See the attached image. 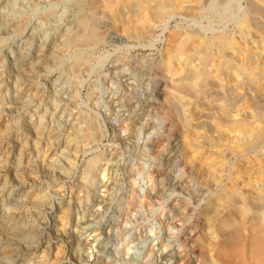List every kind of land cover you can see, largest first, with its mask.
<instances>
[{
	"label": "bare ground",
	"instance_id": "bare-ground-1",
	"mask_svg": "<svg viewBox=\"0 0 264 264\" xmlns=\"http://www.w3.org/2000/svg\"><path fill=\"white\" fill-rule=\"evenodd\" d=\"M248 4L230 36L205 40L195 32H177L162 54L163 81L155 96L184 102L192 109L180 110L177 105L178 127L185 134L173 143L168 162L178 156L183 159L197 184V195L217 187L218 174L231 153L264 144V23L260 20L264 0ZM185 10L195 9L185 0H0V257L4 264L10 260L24 264L40 249L42 264H58L68 243L73 245L68 258L94 240L99 243V224L94 219L107 203L111 181L96 187L92 179L103 156L98 153L86 160L73 196L59 191L78 156L101 138L94 121L75 105L70 88L88 67L87 51L101 40V32L111 28L107 18L119 23L127 35L141 37L162 17ZM9 38L21 41L9 42ZM4 52L16 69L11 82L1 60ZM29 74L44 75L53 90L47 103L27 109L42 91L38 86L29 90L33 78ZM122 84L130 95L134 88L126 81ZM148 101L133 110L127 140L133 138ZM172 128L167 127L166 140L175 139ZM262 163L255 168L258 174L253 170L257 180L255 175L254 180L228 179L205 200L190 235L203 264H264ZM80 195L84 198H77ZM76 207H82L81 214L71 219ZM173 209L175 215L187 211L179 199ZM64 218L59 225L58 219ZM63 225L66 229L61 233Z\"/></svg>",
	"mask_w": 264,
	"mask_h": 264
},
{
	"label": "rangeland",
	"instance_id": "rangeland-1",
	"mask_svg": "<svg viewBox=\"0 0 264 264\" xmlns=\"http://www.w3.org/2000/svg\"><path fill=\"white\" fill-rule=\"evenodd\" d=\"M185 1L195 9L194 12L185 10L170 13L155 23L148 34L141 37L127 35L120 29L119 23H112V18H107V26L111 28L107 32H101L100 43L97 42L87 51L88 67L79 74L70 90L74 92L75 105L77 104L84 116L94 121L101 138L91 149L78 156L70 178L60 184L59 191L73 196L76 179L84 169L86 160L98 153L103 156L102 165H99L97 175L92 181L96 187L104 180L111 182L108 185L107 203L101 208V214L94 219L99 224V243L94 240L86 249L70 258L67 252L72 250L73 245L72 242L68 243L62 248V258L58 264H203L200 250L192 242L190 235L195 233L198 213L205 200L215 192L216 186L197 195L194 193L197 184L184 163L182 164L183 159L178 156L173 163L168 162L174 153L173 143L181 141L185 134L180 133L177 123L179 102L176 104L177 100L175 102V99H169L170 103L167 98L157 97L154 93L163 81L159 69L163 51L175 33L195 32L205 40H211L220 34L230 36L243 20L249 0ZM21 6L24 7V4L20 3L19 7ZM260 20L264 23L263 17ZM8 40L21 41L12 38ZM1 57L5 65L6 80L11 82L16 69L9 63V53L4 52ZM29 76H33L29 80V90L38 86L42 91L39 92L37 102L29 101L25 107L27 109L38 102L47 103L53 90L44 75ZM123 81L134 88L130 95L122 86ZM238 89L235 92H240ZM148 99L150 103L147 102L148 106L144 105L137 131L132 134L133 138L130 136L129 141L125 135L131 129L133 113L140 103L143 104ZM179 105L180 110H192L184 102ZM167 127H173L171 131L175 139L172 141L164 138ZM262 147L264 148V144L256 150L240 151L242 154L231 153L218 174L221 177H217V187H222L228 179H252L257 173V165L264 162ZM257 174L255 179L259 176ZM77 198L83 199L84 196ZM177 199L182 203V208L187 209L184 214L175 215L173 206ZM81 208H75L71 219L79 217ZM64 221L65 218L58 219L59 225ZM65 229L63 225L59 232L63 233ZM100 255L101 261L96 262ZM41 259L40 249L24 264H42ZM5 262L0 261L1 264ZM11 262L14 264L11 260L8 264Z\"/></svg>",
	"mask_w": 264,
	"mask_h": 264
}]
</instances>
